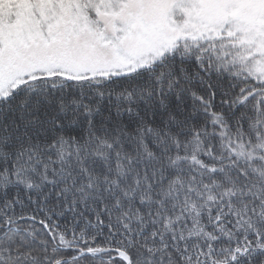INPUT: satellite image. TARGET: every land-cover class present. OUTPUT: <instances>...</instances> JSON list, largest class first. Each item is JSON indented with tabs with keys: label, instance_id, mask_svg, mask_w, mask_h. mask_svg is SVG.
<instances>
[{
	"label": "snow or ice",
	"instance_id": "obj_1",
	"mask_svg": "<svg viewBox=\"0 0 264 264\" xmlns=\"http://www.w3.org/2000/svg\"><path fill=\"white\" fill-rule=\"evenodd\" d=\"M0 264H264V0H0Z\"/></svg>",
	"mask_w": 264,
	"mask_h": 264
}]
</instances>
